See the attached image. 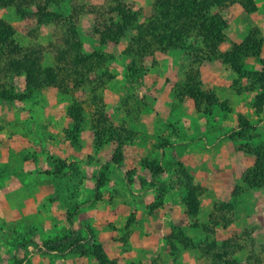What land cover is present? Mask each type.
<instances>
[{
    "label": "rangeland",
    "instance_id": "1",
    "mask_svg": "<svg viewBox=\"0 0 264 264\" xmlns=\"http://www.w3.org/2000/svg\"><path fill=\"white\" fill-rule=\"evenodd\" d=\"M163 1L120 0L135 26L104 44L119 21L113 0H0L9 36L0 85L26 93L22 75L2 73L7 62L34 53L55 69L67 30L82 56H109L94 59L100 68L79 77L81 87L0 100V264H264V186L245 182L264 168V0H251V10L214 4L207 16L224 21L223 41L204 47L197 29L165 51L126 52ZM247 38L260 51L235 71L227 56ZM242 122L253 130L232 137ZM150 161L165 170L158 179ZM104 163L109 179L96 192ZM70 230L92 236L94 253L36 254V244Z\"/></svg>",
    "mask_w": 264,
    "mask_h": 264
},
{
    "label": "trees",
    "instance_id": "2",
    "mask_svg": "<svg viewBox=\"0 0 264 264\" xmlns=\"http://www.w3.org/2000/svg\"><path fill=\"white\" fill-rule=\"evenodd\" d=\"M48 3L52 0H46ZM120 0H113L115 7L112 11L116 12L119 16V21L110 24V29L107 30V35H101V43L108 40H116L120 37L124 31L134 28L135 16L132 15L131 10L124 7L119 2ZM244 6L245 9L251 10V0H234ZM223 0H165L163 3L155 9L156 15L149 23L148 29L144 25H138L137 34L132 37L131 43L128 45L126 52H129L132 47L134 55L144 57V52L153 51L156 49L164 48L165 51L171 45L173 37L179 34L191 32L193 30L200 29L201 31V42L204 43L209 39L216 42L223 41L218 36L223 30L225 23L220 18L210 19L207 14L214 6V4H222ZM43 9V8H42ZM41 9V10H42ZM45 14V13H44ZM45 20H51L56 15L51 13L44 15ZM42 16V15H41ZM201 18L203 22H198L197 19ZM188 21V23L180 24V22ZM70 22V21H69ZM72 23V22H70ZM69 23V24H70ZM137 26V25H136ZM179 29V30H178ZM151 34L150 36L148 34ZM146 36L149 39H146ZM9 36L3 30H0V42H7ZM167 47V48H166ZM81 43L78 41V35L74 30L66 31L62 42L54 47V54L56 60L55 69L49 67L43 69L41 64L38 62V56L34 53H26L22 60H9L2 70V73H11L14 76L22 75L24 77V85L26 93L29 94L35 89H41L45 86H60L63 89H67L71 86L81 87L84 82L83 79L78 81L79 77H83L84 73L90 72L100 68L99 66H93L95 59L99 65L109 58L108 54L96 52L94 55H88L86 57L81 55L80 52ZM260 51L259 43H255L252 38H247L243 45L234 47L231 54H229L232 69L237 71L239 66L237 62L243 60L247 56H256ZM240 54V56H239ZM242 54V56H241ZM241 58V59H240ZM264 68V61L262 62ZM264 70V69H263ZM62 83V84H61ZM85 83H90L85 81ZM61 84V85H59ZM70 85V86H69ZM103 87V86H102ZM66 92V91H65ZM26 93H16L10 87L0 85V100L5 101H24L27 99ZM264 105V102L261 103ZM77 120L75 127H77ZM240 131L235 133L233 136L244 138L249 130H253V127L249 122H242L239 127ZM120 161L119 157L113 159L112 163L116 164ZM147 170L152 174L153 179H158L165 170L159 165L157 161H150L144 164ZM66 168L65 163H60L57 167V172H61ZM253 178H246L247 183L252 186L260 187L264 186V168L263 166L256 165L254 169ZM109 163H104L101 166L98 175L94 178V188L97 192L101 189L109 179ZM89 234H92L90 232ZM96 245L92 236L84 237L77 230H70L64 236L54 239H46L35 245V252L39 255L59 254L61 256L78 255L86 256L94 253Z\"/></svg>",
    "mask_w": 264,
    "mask_h": 264
}]
</instances>
